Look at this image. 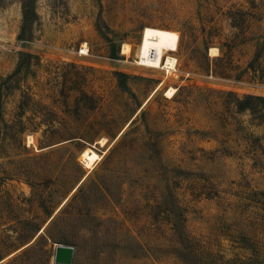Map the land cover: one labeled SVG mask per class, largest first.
Wrapping results in <instances>:
<instances>
[{"label": "rangeland", "instance_id": "obj_1", "mask_svg": "<svg viewBox=\"0 0 264 264\" xmlns=\"http://www.w3.org/2000/svg\"><path fill=\"white\" fill-rule=\"evenodd\" d=\"M24 2L0 0V89L39 57L0 97V264L58 243L73 264H264V100L238 108L264 98V0H26L20 37ZM148 25L179 33L171 69L139 64Z\"/></svg>", "mask_w": 264, "mask_h": 264}, {"label": "bare ground", "instance_id": "obj_2", "mask_svg": "<svg viewBox=\"0 0 264 264\" xmlns=\"http://www.w3.org/2000/svg\"><path fill=\"white\" fill-rule=\"evenodd\" d=\"M179 33L177 31L160 28L155 26H146L143 31L142 41L139 47V64L153 67L171 69L174 67L176 59L169 55V51L178 49ZM131 46L125 43L123 53H129ZM216 47L211 48L212 55L218 54ZM85 52V51H84ZM170 71V70H168ZM176 92L174 87H171L167 95L172 96ZM32 139V137H30ZM102 145H105L106 138L99 140ZM103 157L97 150L92 147L84 149L81 153V159L87 168L93 169L94 165Z\"/></svg>", "mask_w": 264, "mask_h": 264}, {"label": "trees", "instance_id": "obj_3", "mask_svg": "<svg viewBox=\"0 0 264 264\" xmlns=\"http://www.w3.org/2000/svg\"><path fill=\"white\" fill-rule=\"evenodd\" d=\"M37 18H38V15L36 11L33 8H31V5L29 4V2H26L25 0L24 9H23V26H22V32H21L20 37H22L24 34V28L26 24L33 23V21H36ZM19 55H20L19 62H18V65L15 71L2 80L1 89H0V97L2 96L3 87L6 85V83H8L9 80L14 79V78L19 79L22 74L28 73V70L31 68L32 60L34 58H37V59L39 58L37 55L31 52H28V51H21ZM113 56L116 57V53H113ZM121 74L125 75V73H121ZM261 99L264 100V98L262 97H256L254 95H246L243 99H239L238 108L239 110H246V109L253 108L254 106L253 101L261 100ZM238 260L241 262V264H247L253 260H258V258L254 254H251L250 256L244 257V258L238 257ZM233 261L235 260L231 259V262ZM255 262H262V261H255Z\"/></svg>", "mask_w": 264, "mask_h": 264}, {"label": "water", "instance_id": "obj_4", "mask_svg": "<svg viewBox=\"0 0 264 264\" xmlns=\"http://www.w3.org/2000/svg\"><path fill=\"white\" fill-rule=\"evenodd\" d=\"M75 259V246L58 243L55 246L54 262L56 264H73Z\"/></svg>", "mask_w": 264, "mask_h": 264}, {"label": "built area", "instance_id": "obj_5", "mask_svg": "<svg viewBox=\"0 0 264 264\" xmlns=\"http://www.w3.org/2000/svg\"><path fill=\"white\" fill-rule=\"evenodd\" d=\"M81 53H85V52H83V50L81 49Z\"/></svg>", "mask_w": 264, "mask_h": 264}]
</instances>
